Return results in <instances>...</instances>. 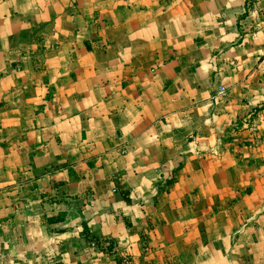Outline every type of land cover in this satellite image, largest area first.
<instances>
[{"label":"crops","instance_id":"1","mask_svg":"<svg viewBox=\"0 0 264 264\" xmlns=\"http://www.w3.org/2000/svg\"><path fill=\"white\" fill-rule=\"evenodd\" d=\"M117 257L264 264V0H0V264Z\"/></svg>","mask_w":264,"mask_h":264},{"label":"trees","instance_id":"2","mask_svg":"<svg viewBox=\"0 0 264 264\" xmlns=\"http://www.w3.org/2000/svg\"><path fill=\"white\" fill-rule=\"evenodd\" d=\"M173 182V178L168 180L166 183L167 187H170L172 185ZM124 198L125 200H128V194L127 192H124ZM127 226L129 225V223L126 221ZM88 243H94L96 245V247L98 248L99 251L105 253V254H111L113 252V245L114 242L111 240H105V241H101L98 239H90L88 238ZM141 244L142 247L145 248L146 245V237H144V235L141 236ZM116 264H125L124 260L121 258H116Z\"/></svg>","mask_w":264,"mask_h":264},{"label":"built area","instance_id":"3","mask_svg":"<svg viewBox=\"0 0 264 264\" xmlns=\"http://www.w3.org/2000/svg\"><path fill=\"white\" fill-rule=\"evenodd\" d=\"M224 93H225L224 88H220V89H219V94H224ZM90 246H91L92 248L96 247V245H95L94 243H90ZM114 247H115V245H113V250H114Z\"/></svg>","mask_w":264,"mask_h":264}]
</instances>
